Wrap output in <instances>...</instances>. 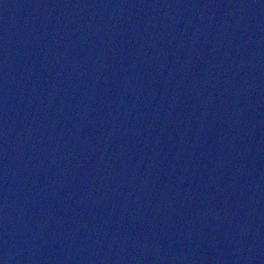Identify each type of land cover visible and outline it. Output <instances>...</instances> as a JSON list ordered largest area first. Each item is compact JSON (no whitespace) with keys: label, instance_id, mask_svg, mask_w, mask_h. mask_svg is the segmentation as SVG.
Wrapping results in <instances>:
<instances>
[{"label":"water","instance_id":"water-1","mask_svg":"<svg viewBox=\"0 0 264 264\" xmlns=\"http://www.w3.org/2000/svg\"><path fill=\"white\" fill-rule=\"evenodd\" d=\"M0 264H264V0H0Z\"/></svg>","mask_w":264,"mask_h":264}]
</instances>
